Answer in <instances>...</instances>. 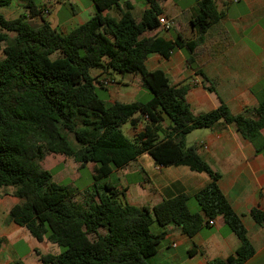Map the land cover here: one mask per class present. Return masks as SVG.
I'll use <instances>...</instances> for the list:
<instances>
[{
	"label": "trees",
	"instance_id": "trees-1",
	"mask_svg": "<svg viewBox=\"0 0 264 264\" xmlns=\"http://www.w3.org/2000/svg\"><path fill=\"white\" fill-rule=\"evenodd\" d=\"M92 1L94 15L67 33L46 18L48 8L37 0H18L26 12L14 18L0 11V189L21 199L8 219L38 240L62 248L57 254L39 253L43 264H150L165 236V231H152L154 222L173 223L193 236L223 216L241 244L235 254L210 264H243L255 247L220 188V173L201 156L199 142L187 145V136L223 120L257 153L263 151L264 81L252 90L255 106L234 114L218 95L217 108L195 114L187 101L190 85L172 84L163 70L146 65L151 53L167 58L180 48L187 65L217 93L213 81L194 63L226 9L218 0H196L199 11L190 21L198 28L197 37L185 38L180 32L168 40L152 34L161 26L159 0H147L149 8L140 17L134 15L130 0ZM13 2L0 0V6ZM114 8L120 9V17L109 12ZM94 70L139 75L143 89L153 96L147 101L109 102L106 82ZM128 123L125 133L122 126ZM49 153L72 158L80 166L91 164L93 185L72 194L54 181L39 163ZM145 153L163 166L186 165L209 174L211 181L193 195L200 211L190 209L187 193L152 207L137 206L119 199L126 189L101 184L102 178ZM252 214L264 223L263 211L254 209Z\"/></svg>",
	"mask_w": 264,
	"mask_h": 264
},
{
	"label": "crops",
	"instance_id": "crops-1",
	"mask_svg": "<svg viewBox=\"0 0 264 264\" xmlns=\"http://www.w3.org/2000/svg\"><path fill=\"white\" fill-rule=\"evenodd\" d=\"M37 2L44 5V0ZM130 2L136 17H140L144 10L149 8L147 0ZM159 2L163 8L162 16L170 23V27L166 28L161 24L152 34L168 40H174L180 32L185 38L197 37L198 28L190 21L199 11L196 0ZM246 2L248 12L237 19L233 26L239 37L238 41L233 40L231 45L222 42L223 39L227 41L228 37H231L224 22L225 17L210 30L204 43L206 52L201 53L194 63L213 81L218 94L207 88L211 85L210 82H205L201 74L187 65L182 49L176 48L167 58L160 53H151L147 58L146 65L149 70H163L172 84L190 85L187 101L195 114L217 108L220 105L219 96L234 114L258 103L252 90L264 81V29L255 26V19L257 14H264V0ZM15 3H18V0H14L12 5ZM18 5L23 7L19 3ZM47 10V15L54 18L58 29L67 33L94 15L96 6L92 0H87V3L82 0H56ZM109 12L116 17L121 15L119 8ZM216 32L221 36H215ZM254 45L260 48L259 52H256ZM101 73V70L93 71V74L100 75V78L114 81L115 76L112 73ZM136 76L140 77L142 84L141 76ZM105 86L110 98L113 84ZM135 100L138 99L118 101ZM113 101L116 100L109 99V102ZM212 128L214 132L207 139L200 141L199 153L220 173V188L240 216L255 247L254 255L243 264H264V223L259 224L252 214L254 209L264 212V150L257 153L253 144L244 139L234 125L223 120ZM146 154L148 153L143 155ZM143 155L121 169L128 175L129 170L139 171L133 163L140 161ZM149 157L152 159L149 161L152 170L149 173L143 169V172H148L150 187L144 181L126 182L125 187L120 186V189H126L125 197L131 204L152 207L179 193H187L192 199L197 191L211 181L206 172L193 170L186 165L163 166L157 164L150 155ZM20 202V198L0 189V264H43L39 253L57 254L59 248L48 239L38 240L27 228L8 219L9 210ZM196 211H200V206ZM151 229L154 233L165 231V236L157 252L148 259L150 264H210L212 260L227 259L235 254L241 244L239 237L226 224L223 216H218L212 225L204 226L193 236L183 233L173 223L161 226L154 222Z\"/></svg>",
	"mask_w": 264,
	"mask_h": 264
},
{
	"label": "rangeland",
	"instance_id": "rangeland-1",
	"mask_svg": "<svg viewBox=\"0 0 264 264\" xmlns=\"http://www.w3.org/2000/svg\"><path fill=\"white\" fill-rule=\"evenodd\" d=\"M56 0H44V5L47 6L48 9H50V4H52ZM84 3H87V0H82ZM221 1V0H218ZM220 3V2H219ZM221 8L226 9L227 15L225 18L226 28L229 30V33L231 37H228L227 41L226 39H223L225 43L231 45V43L234 41H238L239 37L236 35L233 26L237 19H239L242 15H244L246 12H248V4L246 0H222L220 3ZM66 10V9H63ZM0 11L5 14L8 18H14L19 16L21 13L26 12V9L24 7H21L18 5V3H15L12 6H0ZM45 14H48V10L44 12ZM163 17V16H162ZM46 18L53 23V25L56 26V21L54 18L50 15H46ZM255 26L261 27L264 29V14H257ZM33 23H36L33 21ZM215 36L219 35L218 32L214 34ZM210 36V35H209ZM223 42V43H224ZM210 45V44H209ZM256 52L260 51V48L257 45H254ZM206 45L203 46L202 50H200L196 60L199 58L200 54L203 52H206ZM112 74L115 76L113 79L114 81H110L108 78L101 77L100 79L102 81H107L109 85L113 84L112 91L110 92V101L112 100H143L147 101L150 98H152V93L148 91L147 89H143L141 82L139 81L140 77H137L136 75H131L130 77H124L128 74H122L119 72H112ZM120 81L122 83H120ZM123 82H128V84H124ZM106 84V83H105ZM106 84V85H108ZM114 88V89H113ZM126 92H128V95H126ZM101 97L104 99H108L106 93L104 91H100ZM139 93V94H138ZM202 112V111H201ZM200 111L198 113H201ZM123 131L125 133H128V129L130 128V124H124ZM214 132L213 128H198L193 130L189 135L187 136V145L191 146L195 143H200V141L207 139L212 133ZM150 159L149 155H143L140 159V161L133 163V166L138 167L137 172H133L129 170V175L125 170H115L112 172L109 176L104 177L101 179V184H105L107 182L114 183L119 188L125 187L127 184L126 182H135V181H144L148 187H150L149 181L147 180L148 172L152 170L149 165ZM40 165L51 171L53 174V180L57 183H60L62 185H65L67 189L72 194H77L80 191H84L85 189H88L91 187L94 183L93 178V171H92V165L86 164L83 166H80V163H77L74 159L66 157L61 154H54L49 153L47 154L44 159H42L40 162ZM153 165V163H151ZM148 172H143L144 170ZM121 186V187H120ZM121 201H126V197L124 195H120ZM190 208L192 211H196L198 209L199 204L195 198H192L190 200ZM56 246H58L56 244ZM59 252L62 250L60 246H58Z\"/></svg>",
	"mask_w": 264,
	"mask_h": 264
},
{
	"label": "built area",
	"instance_id": "built-area-1",
	"mask_svg": "<svg viewBox=\"0 0 264 264\" xmlns=\"http://www.w3.org/2000/svg\"><path fill=\"white\" fill-rule=\"evenodd\" d=\"M160 23L162 24V25H164L166 28H169L170 27V23L167 21V19L165 18V17H162L161 16V18H160ZM203 145V144H202ZM214 222L212 221V224H213Z\"/></svg>",
	"mask_w": 264,
	"mask_h": 264
}]
</instances>
